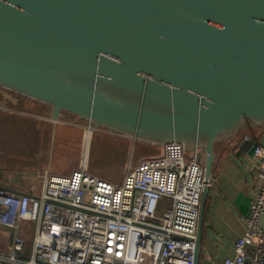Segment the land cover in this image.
I'll list each match as a JSON object with an SVG mask.
<instances>
[{
    "label": "water",
    "instance_id": "obj_1",
    "mask_svg": "<svg viewBox=\"0 0 264 264\" xmlns=\"http://www.w3.org/2000/svg\"><path fill=\"white\" fill-rule=\"evenodd\" d=\"M0 88L47 105L53 122L181 142L204 155L208 184L218 143L264 147V0H0Z\"/></svg>",
    "mask_w": 264,
    "mask_h": 264
},
{
    "label": "built area",
    "instance_id": "obj_2",
    "mask_svg": "<svg viewBox=\"0 0 264 264\" xmlns=\"http://www.w3.org/2000/svg\"><path fill=\"white\" fill-rule=\"evenodd\" d=\"M252 158L259 189L225 264H264V147ZM204 173V155L172 141L129 165L121 182L82 165L68 175L44 170L36 191L0 183V228L12 233L0 264H194L202 193L211 184Z\"/></svg>",
    "mask_w": 264,
    "mask_h": 264
},
{
    "label": "rangeland",
    "instance_id": "obj_3",
    "mask_svg": "<svg viewBox=\"0 0 264 264\" xmlns=\"http://www.w3.org/2000/svg\"><path fill=\"white\" fill-rule=\"evenodd\" d=\"M1 90L0 118L7 120H0V169L8 172L0 183L6 186L36 191L40 186L38 174L44 170L65 173L82 165L99 176L121 182L129 165L162 151V144L134 140L103 127L89 129L84 120L78 123L85 128L71 126L73 121L70 125L54 124L47 105ZM10 115L30 122L23 120L22 131H16L18 125L13 118L10 121Z\"/></svg>",
    "mask_w": 264,
    "mask_h": 264
},
{
    "label": "crops",
    "instance_id": "obj_4",
    "mask_svg": "<svg viewBox=\"0 0 264 264\" xmlns=\"http://www.w3.org/2000/svg\"><path fill=\"white\" fill-rule=\"evenodd\" d=\"M72 117H64L54 124L70 125L69 121H73L74 125L71 126L84 127ZM254 133L252 127H247L240 135ZM215 152L217 159L206 197L199 264H225L226 258L234 256V243L245 231L246 216L242 209L249 207L246 197H255L260 184L257 172L252 167L254 159L240 150L236 141L218 143ZM73 170L75 168L70 172L53 173L68 175ZM259 220L258 225L264 236V228Z\"/></svg>",
    "mask_w": 264,
    "mask_h": 264
},
{
    "label": "trees",
    "instance_id": "obj_5",
    "mask_svg": "<svg viewBox=\"0 0 264 264\" xmlns=\"http://www.w3.org/2000/svg\"><path fill=\"white\" fill-rule=\"evenodd\" d=\"M11 118H13V121L17 123L16 125H18V128L16 129V131H22L23 127H21V125L24 123L23 120H26V123L30 122L29 119H22V118H19V117L17 118L16 116H11L10 115V118H9L10 121H11ZM14 119H17V121H15ZM0 120L1 121H6L7 119H6V117L3 116V117L0 118ZM11 240H12V233L10 231L6 230V229L0 228V250H5L6 249L5 248L6 245L8 243H10ZM26 243H27L26 247L28 249V245H30V239L29 238H26Z\"/></svg>",
    "mask_w": 264,
    "mask_h": 264
},
{
    "label": "flooded vegetation",
    "instance_id": "obj_6",
    "mask_svg": "<svg viewBox=\"0 0 264 264\" xmlns=\"http://www.w3.org/2000/svg\"><path fill=\"white\" fill-rule=\"evenodd\" d=\"M5 172H8V171H6L4 169H0V180L4 177Z\"/></svg>",
    "mask_w": 264,
    "mask_h": 264
}]
</instances>
